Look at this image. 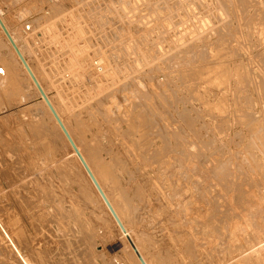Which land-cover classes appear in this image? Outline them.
<instances>
[{"label": "rangeland", "instance_id": "rangeland-1", "mask_svg": "<svg viewBox=\"0 0 264 264\" xmlns=\"http://www.w3.org/2000/svg\"><path fill=\"white\" fill-rule=\"evenodd\" d=\"M0 9L55 104L44 67L77 106L79 132L113 149L104 157L124 165L123 182L145 190L156 239L182 244L191 231L198 252L178 264H264V0H0ZM3 38L0 264H136Z\"/></svg>", "mask_w": 264, "mask_h": 264}, {"label": "bare ground", "instance_id": "bare-ground-1", "mask_svg": "<svg viewBox=\"0 0 264 264\" xmlns=\"http://www.w3.org/2000/svg\"><path fill=\"white\" fill-rule=\"evenodd\" d=\"M15 4V3H14ZM39 10V9H38ZM41 11V10H40ZM13 13H14V11H12ZM31 12V11H30ZM36 12H38V11H36ZM17 12H15L14 14H16ZM20 13V12H19ZM39 13V12H38ZM37 13V14H38ZM26 14V13H25ZM33 14V13H32ZM31 14V15H32ZM46 14V13H45ZM27 15V14H26ZM28 15L29 16H31L29 13H28ZM19 16H20V14H19ZM19 16L16 18L17 20H19L18 18H19ZM11 17V16H10ZM54 17V16H53ZM0 18H1V20H2V22H3V24L5 25V27L7 28V30L9 31V33L11 34V36H12V38L14 39V41H15V43L17 44V46L19 47V49H20V51H21V53L23 54V56L25 57V60L27 61V63H28V65H29V67H30V69L32 70V72H33V74L35 75V77L37 78V80H38V82L40 83V85L42 86V88H43V90L45 91V93H46V95H47V97L49 98V100H50V102L52 103V105H53V107H54V109L56 110V112H57V114L59 115V117H60V119H61V121L63 122V124H64V126H65V128L67 129V131L69 132V134H70V136L72 137V139H73V141L75 142V144H76V146H77V148L79 149V151L81 152V154H82V156H83V158L85 159V161H86V163L88 164V166H89V168L91 169V171H92V173H93V175L95 176V178L97 179V181H98V183H99V185L101 186V188H102V190L104 191V193H105V195L107 196V198H108V200L110 201V203H111V205L113 206V208H114V210H115V212L117 213V215L119 216V218H120V220H121V222L123 223V225H124V227H125V229H126V232L125 233H123L122 232V230L120 229V227H119V225L117 224V222H116V220H115V218L113 217V215H112V213L110 212V210H109V208L107 207V205L105 204V202H104V200H103V198L101 197V195H100V193H99V191L97 190V188H96V186H95V184L93 183V181L91 180V178H90V176H89V174L87 173V171H86V169L84 168V166H83V164H82V162L80 161V159L78 158V156H77V154L75 153V151H74V149L72 148V146H71V144H70V142H69V140L67 139V137H66V135H65V133L63 132V130H62V128H61V126L59 125V123L57 122V120H56V118L54 117V115L52 114V112H51V110L49 109V107H48V105L46 104V102L44 101V99H42V97H41V94H40V92H39V90H38V88L36 87V85H35V83H34V81L32 80V78H31V76L29 75V73H28V71L26 70V68L24 67V65L22 64V62H21V60L19 59V57H18V55H17V53H16V51L14 50V48L12 47V45H11V43L9 42V40H8V38H7V36H6V34L4 33V31H3V29L1 28V26H0V33L2 34V36L5 38V40H6V42L8 43V46H9V48H10V50H11V52H12V55L15 57V59H16V61L18 62V64H19V66H20V68L22 69V71L24 72V74L26 75V77H27V79H28V81H29V83L33 86V88H34V90H35V92H36V94H37V96L39 97V100H41L40 102L42 103V105L45 107V109H46V111L48 112V114H49V116H50V119H52V121H53V124H54V128H55V130L57 131V133H58V135H60V137L63 139V141L65 142V144L67 145V147L69 148V151H70V153L72 154V156L74 157V160L76 161V163L78 164V166L80 167V169H81V171H82V173L84 174V176H85V178H86V180H87V182H88V184H89V186H90V189L92 190V193H94L96 196H97V198H98V200H99V202L101 203V205H102V207H103V209H105V211H106V213H107V216L110 218V220H111V222L114 224V228H116L117 229V232L119 233V235H120V238H122V240H123V242H124V244H125V246L127 247V249H128V251L130 252V255L133 257V259L135 260V263L136 264H141L140 263V261L138 260V258L136 257V255H135V253H134V251L132 250V248L130 247V245L128 244V241H127V239H126V235H129L130 237H131V239L133 240V242L135 243V245H136V247H137V249L139 250V252L141 253V255H142V257L144 258V260H145V262L147 263V264H178L177 263V261H178V259H177V257H179V254H183L182 256H185V257H187V256H189V255H191V253H192V251H193V253L195 254V252L198 250H196L195 252H194V250H192V244H193V240H191L192 239V234H190V232L191 231H189V232H187V234L185 235V237L183 238L182 236V238H183V240L185 239L187 242L185 243V242H183L182 241V244L180 243V242H178V240H176V239H174V235L173 236H171V240H166L165 239V237H163L161 240H160V238H159V240L158 239H156V237H155V235L152 233V231L153 230H156L155 228H153L154 226H152V225H154V221L156 220L155 219V213L153 212V213H149V211H147V204H148V196L146 195V194H144V193H142L143 191H145L144 189H142L143 191L141 192V190H138L139 189V187L137 186L138 184H136L135 182H133L132 180H131V178H130V180L131 181H129V182H127L126 184L123 182V180H125V178H124V175H122V173H120L119 172V170H118V166H120V167H122L121 169L124 171H126V169H125V167H124V165H120V162H118L117 161V159H115L114 158V156H116V155H114L113 157H110V159H107V158H105L104 157V151L105 152H107V153H109V154H111V152L113 151V149L112 148H110V147H108L110 150L112 149V151L110 152V151H108V150H106V149H104L103 150V148L105 147L104 146V144H103V148L100 146V144L94 139H89L88 137H87V135H86V133L87 132H85V135H82L79 131L81 130L82 131V128H81V126H80V118L78 117V113H76L75 112V104H71V103H69V100L67 99V98H65V97H63L62 96V94L60 93V90H59V83H57V79H53V77L55 78V74H53V72H51V69L50 70H47V69H44V68H42L41 66L43 65H41L40 67L42 68V70H41V74H42V76H44L43 78L44 79H47V81H48V83L50 84V87H52L54 90H55V92H56V94H58L57 95V97H59V98H57L59 101H61V103H62V106L60 105V107L59 106H57L56 104H55V102H54V100H53V98L51 97V95L48 93V91H47V87L43 84V79H41L40 77H39V75L37 74L38 72H36V70H35V67H33L32 65H31V63H30V61H32V60H30V58H29V60L27 59V57L25 56V54H24V51L21 49V46H20V44L18 43V41H17V39H16V37H15V35L13 34L14 32L13 31H11L12 29L9 27V25L7 24V22H6V20H5V17H4V15L2 14V12H1V9H0ZM13 18H15V17H13ZM22 18V17H21ZM36 18H37V16H36ZM56 18V17H55ZM26 19L29 21L30 19L31 20H33L32 19V17H27L26 16ZM25 19V20H26ZM38 19V18H37ZM34 20H36V19H34ZM28 21H26V22H28ZM47 21V20H46ZM51 21V20H50ZM71 21V20H70ZM19 22V21H18ZM72 22V21H71ZM45 23V22H44ZM58 23V22H57ZM25 24V23H24ZM26 24H28V23H26ZM24 25V27L22 28L23 29V32H25V31H27L26 30V26L27 25ZM30 24V23H29ZM41 24V23H40ZM74 24V23H73ZM19 25V24H18ZM31 25V24H30ZM76 25V24H75ZM32 26V25H31ZM69 26V25H68ZM29 27V26H28ZM34 27V26H33ZM38 27V26H37ZM70 28V27H69ZM29 30V29H28ZM60 30V29H59ZM35 31V30H34ZM41 31V30H40ZM49 31V30H48ZM79 31H81V30H79ZM28 32V31H27ZM38 33V32H37ZM76 33H78V31L76 32ZM30 34H32V33H30ZM53 34V33H52ZM27 35H28V33H27ZM80 35V34H79ZM22 36V35H21ZM76 36V35H75ZM3 38V39H4ZM69 38V37H68ZM70 39V38H69ZM26 41V40H25ZM43 41V40H42ZM50 41V40H49ZM71 41V40H70ZM37 42V41H36ZM54 43V42H53ZM78 43V42H77ZM38 44V43H37ZM67 44V43H66ZM41 45V44H40ZM69 45H70V43H69ZM33 46V45H32ZM78 47V46H77ZM56 50V49H55ZM36 51V50H35ZM40 51V50H39ZM85 55V54H84ZM70 61V60H69ZM84 61V60H83ZM100 61H102V60H100ZM38 63V62H37ZM39 63H40V61H39ZM103 64V63H102ZM99 65H101V64H99ZM98 65V66H99ZM46 66V65H45ZM51 67V66H50ZM72 67V66H71ZM102 67H103V65H102ZM101 67V68H102ZM37 68V67H36ZM67 69H68V67H66ZM97 68H99V67H97ZM105 68H107V66L105 67ZM104 68V69H105ZM61 69V68H60ZM64 69V68H63ZM70 69V68H69ZM80 69V68H79ZM56 70H57V68H56ZM59 70V69H58ZM92 70V69H91ZM90 70V71H91ZM84 71V70H83ZM55 72V71H54ZM72 73V72H71ZM84 73V72H83ZM58 74V73H57ZM57 74H56V76H57ZM62 74V73H61ZM80 75V74H79ZM68 76H70V75H68ZM74 76V75H73ZM94 76V75H93ZM138 78V77H137ZM62 79V78H61ZM61 79H59L60 81H61ZM71 79V78H70ZM72 81V80H71ZM64 82H65V80H64ZM92 83V82H91ZM129 83V82H128ZM134 84V83H133ZM128 85V84H127ZM142 85V84H141ZM61 86V85H60ZM143 86V85H142ZM63 87V86H62ZM93 87V86H92ZM141 87V86H140ZM144 87V86H143ZM143 87H142V89H143ZM77 89V88H76ZM75 89V90H76ZM135 90V89H134ZM67 91V90H66ZM86 91V90H85ZM136 91H138V90H136ZM102 92V91H101ZM135 92V91H134ZM148 93V92H147ZM155 94V93H154ZM78 95V94H77ZM83 95V94H82ZM107 95H109V94H107ZM142 96V95H141ZM140 96V97H141ZM76 97V96H75ZM124 97V96H123ZM145 97V96H144ZM54 98H56V97H54ZM93 99V98H92ZM126 99V98H125ZM71 100V99H70ZM90 100V99H89ZM99 101V100H98ZM101 101V100H100ZM86 102V101H85ZM102 102V101H101ZM59 104H60V102H58ZM77 103V102H76ZM96 104V103H95ZM99 104V103H98ZM103 104V103H102ZM101 104V105H102ZM139 104V103H138ZM105 105V104H104ZM90 106V105H89ZM114 106V105H113ZM134 106V105H133ZM132 106V107H133ZM77 107V106H76ZM59 108L61 109V110H59ZM92 109V108H91ZM144 109V108H143ZM124 110V109H123ZM82 111V110H81ZM144 111V110H143ZM63 112H65V115H64V113ZM79 112V111H78ZM96 112H98V111H96ZM113 112V111H112ZM116 112V111H115ZM82 113V112H81ZM100 113V112H99ZM103 113V111L101 112V114ZM91 114V113H90ZM146 114V113H145ZM100 115V114H99ZM104 115V114H103ZM142 115V114H141ZM144 115V114H143ZM94 116V115H93ZM102 116V115H101ZM109 116V115H108ZM147 116H149V115H147ZM114 117V116H113ZM118 117V116H117ZM141 117V116H140ZM143 117V116H142ZM82 118V117H81ZM101 118V117H100ZM147 118V117H146ZM145 118V119H146ZM86 119V118H85ZM91 119V118H90ZM89 119V120H90ZM119 119H121V118H119ZM93 120H96V119H93ZM100 120V119H99ZM99 120H98V123H99ZM118 120V119H117ZM132 121V120H131ZM155 121H157V120H155ZM35 122V121H34ZM71 122H73V124L75 123V128H76V132H74L75 131V129L73 130L72 128H71V126H70V123ZM83 122V121H82ZM143 122V121H142ZM148 122H149V120H148ZM86 123V122H85ZM97 123V124H98ZM116 123V122H115ZM87 124V123H86ZM96 124V125H97ZM100 125V124H99ZM168 125V124H167ZM39 126V125H38ZM83 126H85V125H83ZM87 126V125H86ZM88 126H92L91 124L90 125H88ZM94 126V125H93ZM143 127H144V125H143ZM45 128V127H44ZM106 128V127H105ZM114 128V127H113ZM145 128V127H144ZM88 129L90 130V128L88 127ZM96 129V128H95ZM43 130V129H42ZM84 130V129H83ZM85 130H86V128H85ZM97 130V129H96ZM106 130V129H105ZM41 131V130H40ZM150 131V130H149ZM148 131V132H149ZM175 131V130H174ZM34 132V131H33ZM46 132V131H45ZM83 132V131H82ZM97 132V131H96ZM99 132V131H98ZM102 132V131H101ZM100 132V133H101ZM41 133V132H40ZM42 133H44V132H42ZM53 133V132H52ZM93 133V132H92ZM50 134V133H49ZM90 134V133H89ZM102 134V133H101ZM100 134V135H101ZM122 134V133H121ZM133 134V133H132ZM176 134H178V133H176ZM97 135V134H96ZM95 135V136H96ZM126 135V134H125ZM173 135H175V133L173 134ZM47 136V135H46ZM91 136V135H90ZM120 136V135H119ZM122 136V135H121ZM156 136V135H155ZM162 136H164V135H162ZM52 137V136H51ZM98 137V139H99V136H97ZM170 137V136H169ZM180 137V136H179ZM92 138V137H91ZM101 138V137H100ZM116 138V137H115ZM38 139V138H37ZM102 139V138H101ZM174 139V138H173ZM131 140V139H130ZM135 140V139H134ZM54 141V140H53ZM101 141V140H100ZM153 141V140H152ZM142 142V141H141ZM113 143V142H112ZM53 144V143H52ZM55 144V143H54ZM131 144V143H130ZM167 144V143H166ZM172 145V144H171ZM177 145V144H176ZM190 145V144H189ZM188 145V146H189ZM144 146V145H143ZM51 147H53V146H51ZM119 147V146H118ZM157 147V146H156ZM23 148V147H22ZM49 148V147H48ZM130 148V147H129ZM137 148V147H136ZM148 148V147H147ZM56 149V148H55ZM59 149V148H58ZM189 149V148H188ZM133 150V149H132ZM135 150V149H134ZM124 151V150H123ZM127 152V151H126ZM130 152V151H129ZM145 152V151H144ZM158 152V151H157ZM52 153V152H51ZM69 153V152H68ZM107 153H106V155H107ZM117 153V152H116ZM70 154V155H71ZM165 154H167V153H165ZM190 154V153H189ZM53 155V154H52ZM105 155V156H106ZM155 155V154H154ZM192 155H193V153H192ZM127 156V155H126ZM187 156V155H186ZM119 157V156H118ZM141 157H142V155H141ZM150 157V156H149ZM165 157V156H164ZM57 159V158H56ZM148 159V158H147ZM152 159V158H151ZM180 159V158H179ZM178 159V160H179ZM67 160V159H66ZM176 160V159H175ZM146 161V160H145ZM153 162H154V160H153ZM148 163V162H147ZM163 163V162H162ZM122 164V163H121ZM177 164V163H176ZM57 165V164H56ZM143 165V164H142ZM193 165V164H192ZM154 166V165H153ZM152 166V167H153ZM165 166V165H164ZM173 166V165H172ZM202 166V165H201ZM127 167V166H126ZM175 167V166H174ZM120 169V170H121ZM134 169V168H133ZM167 169V168H166ZM198 169V168H197ZM209 169V168H208ZM146 170V169H145ZM166 171V170H165ZM175 171V170H174ZM185 171V170H184ZM73 172V171H72ZM127 172V171H126ZM208 172V171H207ZM64 173V172H63ZM182 173V172H181ZM188 173V172H187ZM67 174V173H66ZM188 175V174H187ZM194 175V174H193ZM51 176V175H50ZM168 176V175H167ZM195 176V175H194ZM202 177V176H201ZM179 178V177H178ZM191 178V177H190ZM208 178V177H207ZM74 179V178H73ZM183 180V179H182ZM187 180H188V178H187ZM202 180H203V178H202ZM137 181H138V179H137ZM162 181V180H161ZM221 181V180H220ZM224 181V180H223ZM198 182V181H197ZM159 183V182H158ZM218 183V182H217ZM223 183H225V182H223ZM72 184V183H71ZM107 184H109L108 185V187H110V190H111V192H109L107 189H106V185ZM193 184V183H192ZM143 185V184H142ZM198 186V185H197ZM144 187V186H143ZM182 187V186H181ZM184 187V186H183ZM64 188V187H63ZM148 188V187H147ZM189 188V187H188ZM225 188V187H224ZM146 189V188H145ZM162 189V188H161ZM230 189V188H229ZM151 190V189H150ZM167 190V189H166ZM186 190V189H185ZM54 192V191H53ZM82 193H83V195H84V197H86V198H89V195L84 191V190H82L81 191ZM172 192V191H171ZM185 192V191H184ZM212 192V191H211ZM223 192V191H222ZM112 193V194H111ZM168 193V192H167ZM175 193V192H174ZM187 193V192H186ZM51 194V193H50ZM152 194V193H151ZM179 194V193H178ZM227 194V193H226ZM225 194V195H226ZM44 195V194H43ZM189 195V194H188ZM196 195V194H195ZM45 196H47V195H45ZM235 196H237V195H235ZM66 197V196H65ZM65 197H64V199H65ZM150 197H151V195H150ZM160 197V196H159ZM162 197V196H161ZM204 197V196H203ZM63 198V197H62ZM69 198V197H68ZM175 198V197H174ZM214 198V197H213ZM165 199V198H164ZM223 200V199H222ZM49 201V200H48ZM150 201H152V200H150ZM149 201V202H150ZM226 201V200H225ZM71 202V201H70ZM86 202V201H85ZM92 202V201H91ZM139 202H143L144 203V209L146 208V210L145 211H147V212H143L141 209H142V207L143 206H141L140 205V203ZM165 202V201H164ZM190 202V201H189ZM210 202H211V200H210ZM224 202V201H223ZM80 203V202H79ZM158 203H159V201H158ZM185 203V202H184ZM150 204V203H149ZM161 204V203H160ZM164 204V203H163ZM168 204V203H167ZM178 204V203H177ZM181 204V203H180ZM201 204V203H200ZM53 205V204H52ZM76 205V204H75ZM94 205V204H93ZM152 205V204H151ZM164 205H166V204H164ZM222 205V204H221ZM231 205V204H230ZM38 206V205H37ZM146 206V207H145ZM153 206V205H152ZM163 206V205H162ZM168 206H170V205H168ZM204 206V205H203ZM214 206V205H213ZM54 207V206H53ZM52 207V208H53ZM82 207V206H81ZM93 207V206H92ZM151 207V206H150ZM149 207V208H150ZM167 207V206H166ZM211 207V206H210ZM217 207V209H218V205L216 206ZM220 207V206H219ZM225 207H227V206H225V205H223V208H222V210H218L219 212L220 211H224V208ZM42 208V207H41ZM165 208V207H164ZM37 209V208H36ZM65 209V208H64ZM160 209V208H159ZM171 209V208H170ZM200 209V208H199ZM221 209V208H220ZM226 209V208H225ZM228 209V208H227ZM32 210V209H31ZM150 210V209H149ZM155 210V209H154ZM161 210H163V208L161 209ZM160 210V211H161ZM166 210V209H165ZM39 211V210H38ZM50 211V210H49ZM67 211V210H66ZM159 211V210H158ZM159 211V212H160ZM200 211H201V209H200ZM208 211V210H207ZM59 212V211H58ZM80 212V211H79ZM82 212V211H81ZM164 212V211H163ZM186 212V211H185ZM217 212V211H216ZM234 212V211H233ZM45 213V212H44ZM174 213V212H173ZM209 213V212H208ZM225 213V212H224ZM223 213V214H224ZM228 213V212H227ZM156 214H158V212L156 213ZM183 214V213H182ZM205 214V213H204ZM223 214H222V216H223ZM229 214V213H228ZM228 214H226V216L228 215ZM36 215V214H35ZM72 215V214H71ZM159 215V214H158ZM217 215V214H216ZM225 215V214H224ZM54 216H55V214H54ZM92 216V215H91ZM168 216V215H167ZM233 216V215H232ZM236 216V215H235ZM50 217H51V214H50ZM56 217V216H55ZM160 217V216H159ZM172 216H170V218H171ZM186 217V216H185ZM184 217V218H185ZM229 217V216H228ZM64 218V217H63ZM76 218V217H75ZM90 218V217H89ZM157 218V217H156ZM175 218V217H174ZM187 218V217H186ZM185 218V219H186ZM216 218V217H215ZM223 218V217H222ZM39 219V218H38ZM189 219H193V218H189ZM231 219V218H230ZM109 220V219H108ZM164 220V219H163ZM175 220H177V218L175 219ZM175 220H174V222H175ZM183 220L184 219H182V222H183ZM218 220V219H217ZM220 220V219H219ZM221 220H223V219H221ZM224 220H225V218H224ZM162 221V220H161ZM178 221V220H177ZM204 221V220H203ZM16 222V221H15ZM36 222H38V221H36ZM165 222H166V219H165ZM168 222H171V221H169L168 220ZM216 222V221H215ZM214 222V223H215ZM226 222V221H225ZM157 223H158V221H157ZM157 223H155V224H157ZM161 223V222H160ZM186 223V222H185ZM189 223V222H188ZM191 224H193L192 222H190ZM201 223V222H200ZM211 222H209V224H210ZM221 223V222H220ZM132 224V228H134L135 227V230L140 234H137V235H139V236H142L141 238H143V243H144V246H143V244L141 245V244H139V242H137V240L135 239V236H134V233H133V231L131 232V227H130V225ZM162 224V223H161ZM171 224V223H170ZM179 223H177V225H178ZM191 224H190V226H191ZM202 224V223H201ZM208 224V223H207ZM11 225V224H10ZM13 225H15L14 224V222H13ZM160 225V224H159ZM174 225H175V223H174ZM174 225H172V226H174ZM185 225V224H184ZM199 225V224H198ZM228 225V224H227ZM232 225V224H231ZM239 225V224H238ZM164 226V225H163ZM181 226H182V224H181ZM187 226V225H186ZM190 226H187V228L188 227H190ZM204 226V225H203ZM206 226V225H205ZM14 227V226H13ZM159 227H161V225L159 226ZM183 227V226H182ZM185 227V226H184ZM192 227V226H191ZM190 227V228H191ZM214 227H215V225H214ZM217 227H218V224H217ZM216 227V228H217ZM82 228V227H81ZM196 229H197V227H195ZM208 228H209V226H208ZM3 229V228H2ZM18 229H20V228H18ZM167 229V228H166ZM171 229V228H170ZM194 229V228H193ZM202 229V228H201ZM3 230H5V229H3ZM160 230H163V229H159V231ZM187 230V229H186ZM189 230V229H188ZM187 230V231H188ZM191 230V229H190ZM223 230V229H222ZM221 229L219 230V231H222ZM231 230V229H230ZM42 231V230H41ZM158 231V232H159ZM172 231V230H171ZM216 231V230H215ZM82 232V231H81ZM135 232V231H134ZM137 232H135V234L137 233ZM182 232H183V230H182ZM194 232V230L192 231V233ZM217 232H218V230H217ZM5 233V232H4ZM154 233H157V232H154ZM165 233V229H164V231H163V233L162 234H164ZM167 233V232H166ZM165 233V234H166ZM174 233V232H173ZM195 233V232H194ZM197 233H198V231H197ZM205 233V232H204ZM206 233H207V231H206ZM213 233V232H212ZM226 233V232H225ZM164 234V235H165ZM177 234V233H176ZM203 234V233H202ZM221 233H219V235H220ZM223 234V233H222ZM88 235V234H87ZM179 235H181V234H179ZM179 235L177 234L176 236H178L179 237ZM195 235H197V234H195ZM194 235V236H195ZM198 235H199V233H198ZM238 235V234H237ZM251 235V234H250ZM159 236V235H158ZM213 236V235H212ZM221 236V235H220ZM226 236V235H225ZM87 237V236H86ZM214 237H215V235H214ZM217 237H218V235H217ZM216 237V238H217ZM236 237V236H235ZM197 237H195V239H196ZM200 238H201V236H200ZM220 238V237H219ZM218 238V239H219ZM221 238H222V236H221ZM220 238V239H221ZM230 238V237H229ZM137 239H138V237H137ZM140 239V238H139ZM168 239H169V237H168ZM179 239H180V237H179ZM194 239V238H193ZM233 239V238H232ZM141 240V239H140ZM225 240V239H224ZM63 241V240H62ZM139 241V240H138ZM220 241L221 240H219V242H217V245H218V243H220ZM101 242V241H100ZM195 242V241H194ZM32 243V242H31ZM65 243V242H64ZM75 243V242H74ZM178 243V244H177ZM184 243V244H183ZM222 244H223V242H221ZM102 244V243H101ZM149 245V248H150V250L149 251H151V259H154V263H152L153 262V260L151 261V259L149 260V259H147V257L145 256L146 254H145V252H143L144 250V248L146 247V250H147V246ZM178 245H182L181 246V250H178V248H180V246H178ZM217 245H214V246H217ZM240 245V244H239ZM243 245V244H242ZM177 246H178V248H177ZM195 247H196V245H194ZM200 246V245H199ZM219 246H221V244L219 245ZM95 247V246H94ZM197 247H198V245H197ZM212 248H214V247H212ZM217 248H218V246H217ZM221 248V247H220ZM227 248V247H226ZM225 248V249H226ZM229 248V247H228ZM28 249V248H27ZM215 250H216V248H214ZM222 249V248H221ZM225 249H222V251L223 250H225ZM60 250H61V248H60ZM238 250H236L235 252H237ZM198 252V251H197ZM224 252V251H223ZM241 252V251H240ZM251 252V251H250ZM31 253V252H30ZM100 253V252H99ZM148 253V252H147ZM217 253V252H216ZM215 253V254H216ZM211 254V253H210ZM241 255V254H240ZM48 256H49V254H48ZM206 256V255H205ZM218 256V255H217ZM226 256V255H225ZM243 256V255H242ZM222 257H224L223 255H222ZM244 257V256H243ZM75 258V257H74ZM188 258V257H187ZM190 258V257H189ZM196 258V257H195ZM217 258V257H216ZM258 258V257H257ZM220 259V258H219ZM230 259V258H229ZM84 260V259H83ZM184 260V259H183ZM192 260V259H191ZM213 260V259H212ZM222 260V259H221ZM220 260V261H221ZM232 260V259H231ZM48 261V260H47ZM24 262V261H23ZM56 262V261H55ZM69 262V261H68ZM181 262V261H180ZM215 262V261H214ZM232 262V261H231ZM253 262V261H252ZM25 263V262H24ZM37 264V263H36ZM73 264V263H72ZM104 264V263H103ZM220 264V263H219Z\"/></svg>", "mask_w": 264, "mask_h": 264}, {"label": "water", "instance_id": "water-1", "mask_svg": "<svg viewBox=\"0 0 264 264\" xmlns=\"http://www.w3.org/2000/svg\"><path fill=\"white\" fill-rule=\"evenodd\" d=\"M0 26L3 29L4 33L6 34L9 42L11 43L12 47L14 48V50L16 51L19 59L21 60L22 64L24 65V67L26 68V70L28 71L29 75L31 76L32 80L34 81L36 87L38 88L42 99H44V101L46 102V104L48 105L49 109L51 110L52 114L54 115V117L56 118L57 122L59 123V125L61 126L63 132L65 133L67 139L69 140L72 148L74 149L75 153L77 154L78 158L80 159V161L82 162L84 168L86 169L87 173L89 174L91 180L93 181V183L95 184L97 190L99 191L101 197L103 198L105 204L107 205V207L109 208L110 212L112 213L113 217L115 218L117 224L119 225L120 229L122 230L123 233L126 232V229L123 225V223L121 222L119 216L117 215V213L115 212L113 206L111 205L110 201L108 200L107 196L105 195L104 191L102 190L101 186L99 185L97 179L95 178V176L93 175L91 169L89 168L88 164L86 163L85 159L83 158L81 152L79 151V149L77 148L75 142L73 141L72 137L70 136L69 132L67 131V129L65 128L63 122L61 121L59 115L57 114L56 110L54 109L52 103L50 102L49 98L47 97L45 91L43 90L42 86L40 85V83L38 82L37 78L35 77V75L33 74L32 70L30 69L27 61L25 60V57L23 56V54L21 53L19 47L17 46V44L15 43L14 39L12 38L11 34L9 33V31L7 30V28L5 27V25L3 24L1 18H0ZM126 239L128 241V244L130 245V247L132 248V250L134 251L136 257L138 258V260L140 261L141 264H147L144 260V258L142 257L141 253L139 252V250L137 249L135 243L133 242V240L131 239V237L129 235H126Z\"/></svg>", "mask_w": 264, "mask_h": 264}]
</instances>
